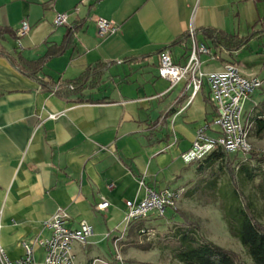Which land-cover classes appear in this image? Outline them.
<instances>
[{
  "label": "crops",
  "instance_id": "crops-1",
  "mask_svg": "<svg viewBox=\"0 0 264 264\" xmlns=\"http://www.w3.org/2000/svg\"><path fill=\"white\" fill-rule=\"evenodd\" d=\"M57 14L67 15L68 26H54ZM98 17L118 31L99 38ZM23 22L29 31L19 36ZM0 25L14 31V47L27 60L41 57L45 42L58 44L69 28L81 25L74 50L50 60L61 68H43L45 80H72L88 66L111 64L91 96L104 100L75 103L41 90L0 57V243L10 261L23 256V242L49 235L43 223L58 208L68 214L69 228L77 229L80 221L92 227L84 246L90 253L137 231L123 222L127 201H141L146 189L189 187L195 164H185L180 155L199 129L208 127L205 135L215 136L214 109L205 83L193 96L187 82L171 87L158 77L159 51L168 47L174 63L183 65V48L169 45L190 30L211 28L241 37L254 33L248 43L264 55V0H0ZM239 52L220 49L218 60L211 51L201 57V70L219 72L231 62L244 76L264 79V66L244 69ZM261 86L245 105L246 117L264 98ZM103 201L108 207L98 211ZM81 247L74 246L75 255ZM42 259L43 250L35 246L32 264Z\"/></svg>",
  "mask_w": 264,
  "mask_h": 264
},
{
  "label": "trees",
  "instance_id": "trees-1",
  "mask_svg": "<svg viewBox=\"0 0 264 264\" xmlns=\"http://www.w3.org/2000/svg\"><path fill=\"white\" fill-rule=\"evenodd\" d=\"M80 28L81 25L69 28L58 44L45 42L43 55L34 60H27L19 48L12 47L11 50L6 48L7 40L16 41L18 37L10 27L0 25V57L6 58L19 72L36 81L41 90L52 92L58 98L75 103L101 102L104 99L93 100L91 96L101 87L103 76L111 64L98 62L88 66L72 80L55 82L40 76L49 60L74 50V35ZM253 35L254 33H251L241 37L211 28L194 31L196 45L214 51V58L218 60L220 49L238 52L247 46ZM176 45L183 48V58H187L191 45L189 32L177 37L169 47ZM166 50L168 47L159 51V55ZM261 82L264 85V79ZM206 101L210 102V99ZM251 113L252 116L247 117L252 123L251 134L260 138L264 135V98L253 107ZM222 173L228 178V190L219 182ZM195 174L198 182L193 183L184 195H193L196 189H199L201 192L208 191L217 196L230 236L239 242L252 264H264V222L258 219L254 203L241 188L242 183L248 185L252 195L264 210V154L254 151L229 154L219 147L195 163ZM171 211L181 220L180 225L164 240L169 245L166 248L170 250L173 260L180 264H246L234 252L205 239L198 220L176 209L170 210L169 214ZM160 219L162 218H153L152 221ZM144 221H133L127 227L136 228L138 234L141 228L149 229L155 234L151 228L152 224L145 225Z\"/></svg>",
  "mask_w": 264,
  "mask_h": 264
},
{
  "label": "built area",
  "instance_id": "built-area-1",
  "mask_svg": "<svg viewBox=\"0 0 264 264\" xmlns=\"http://www.w3.org/2000/svg\"><path fill=\"white\" fill-rule=\"evenodd\" d=\"M54 26H68L67 15L57 14ZM95 27L97 36L101 39L118 31V27L113 22L102 17L95 19ZM28 31L27 23L23 22L18 35H25ZM189 35L190 51L184 64H175L170 51L166 50L159 55L157 74L171 87L181 82H187V87H191L193 96L201 91L204 83L206 84L210 103L215 113L211 124L215 130V136L205 135L208 127L199 129L190 149L181 154L180 158L185 164H195L219 147L229 154L248 153L252 123L245 116L244 109L253 93L261 87V79L258 76H244L234 64H226L219 72L204 73L201 70V57L203 55L210 56L211 50L196 45L193 30L189 31ZM48 118L54 120L56 116L50 115ZM183 192L182 189L162 191L146 189L141 201L125 203L123 221L125 226L133 221L146 220L149 217L163 218L167 211L176 208V203ZM107 207L108 203L103 201L97 205L96 209L104 211ZM68 222L69 216L66 211L58 208L43 223V227L49 232V235L45 238L36 237L31 243L23 242L21 245L23 256L17 261L8 260L0 243V264H32L35 246L43 250L42 264H76L74 246H85L89 238L93 236V229L85 221H80L77 229H71ZM139 235L153 237L155 234L149 229L141 228ZM122 236L123 234L113 239L114 248L122 240ZM116 259L120 260L118 257ZM95 262L97 260H93L92 264Z\"/></svg>",
  "mask_w": 264,
  "mask_h": 264
},
{
  "label": "rangeland",
  "instance_id": "rangeland-1",
  "mask_svg": "<svg viewBox=\"0 0 264 264\" xmlns=\"http://www.w3.org/2000/svg\"><path fill=\"white\" fill-rule=\"evenodd\" d=\"M240 34L245 36L247 33L242 28L240 29ZM16 45L17 41L10 40L8 42V47L10 49ZM238 55L241 67L246 70L258 71L264 66V55L255 52L254 43H248L247 48L241 50ZM58 68H61V63L59 62L50 61L45 65V70L48 72H56ZM148 87L151 88V85H148ZM249 139L250 151L264 154V135L260 138H256L250 134ZM194 168L195 165H191L190 171H193ZM185 177L187 178L188 175ZM192 178L185 192L193 183L198 182L196 174ZM219 182L228 190V178L226 174H220ZM241 188L254 203L258 213V219L264 222V210H262L260 203L258 200L256 201V198L252 195L250 187L242 183ZM175 209L190 215L194 220H198L205 239L218 247L234 252L246 264H252L239 242L228 233L217 196L210 194L208 191L201 192L199 189H196L195 193L190 196H185L183 192L176 203ZM152 219L153 218L149 217L144 223H146L145 225L149 223L152 224L151 228L155 231L153 237L140 236L137 231H132L127 235L123 234V238L116 248L112 245L107 247L106 243L103 242L99 247H91L92 250L89 253L87 251L89 247L83 246L81 247V252L76 254V264H92L93 260H97L94 264H129L130 262H132L130 264H180L172 259L170 250L166 248L169 247V245L164 240L178 225H180L181 220L172 211L170 214L169 211H167L166 216L160 220L154 222ZM83 250L85 251L82 252ZM116 257L120 260L116 259Z\"/></svg>",
  "mask_w": 264,
  "mask_h": 264
}]
</instances>
